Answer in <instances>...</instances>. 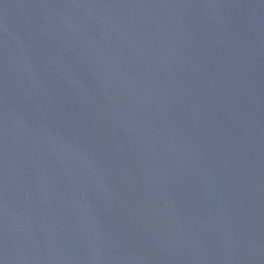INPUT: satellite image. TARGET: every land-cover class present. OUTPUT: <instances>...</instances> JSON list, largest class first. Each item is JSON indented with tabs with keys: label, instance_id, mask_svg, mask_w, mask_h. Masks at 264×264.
Masks as SVG:
<instances>
[{
	"label": "water",
	"instance_id": "obj_1",
	"mask_svg": "<svg viewBox=\"0 0 264 264\" xmlns=\"http://www.w3.org/2000/svg\"><path fill=\"white\" fill-rule=\"evenodd\" d=\"M0 264H264V0H0Z\"/></svg>",
	"mask_w": 264,
	"mask_h": 264
}]
</instances>
